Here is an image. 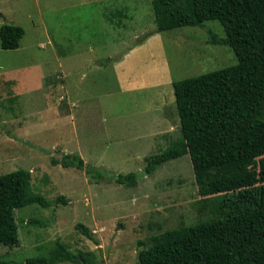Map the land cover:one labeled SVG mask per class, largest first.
Returning a JSON list of instances; mask_svg holds the SVG:
<instances>
[{"label":"rangeland","instance_id":"1","mask_svg":"<svg viewBox=\"0 0 264 264\" xmlns=\"http://www.w3.org/2000/svg\"><path fill=\"white\" fill-rule=\"evenodd\" d=\"M4 24L22 26L25 34L18 49H4L0 39V175L30 170L33 191L53 204L16 209L19 242L0 244V264L47 255L57 241L75 253L91 252L96 263L140 264L139 251L155 236L263 205L261 184L201 196L188 154L147 173V158L181 137L175 126L172 136L149 140L148 146L134 138L163 128L167 102L173 101V118L180 119L174 80L238 62L231 46L208 42L209 30L226 35L219 20L156 32L153 0H0V28ZM150 33H161L160 38L140 51L133 73L171 81L126 88L112 62ZM152 54L169 60V72L154 73L148 64ZM110 58L103 67L101 61ZM65 113L75 116L63 120ZM66 152L78 153L104 176L96 179L85 170L51 163ZM131 172L138 174L136 185L113 179ZM78 223L94 238L80 232Z\"/></svg>","mask_w":264,"mask_h":264},{"label":"trees","instance_id":"2","mask_svg":"<svg viewBox=\"0 0 264 264\" xmlns=\"http://www.w3.org/2000/svg\"><path fill=\"white\" fill-rule=\"evenodd\" d=\"M153 9L156 32L204 27L209 20H219L226 35L209 30L208 42L231 46L238 62L173 81L181 137L163 153L147 158L146 172L153 173L167 161L188 154L203 197L260 184L264 190V0H153ZM24 34L22 26L2 25L1 46L18 49ZM51 163L85 170L96 179L104 176L86 165L78 153L66 152ZM113 179L136 185L138 174H119ZM34 203L53 204L33 191L30 170L19 168L0 175V244H18L15 211ZM76 228L94 238L84 224ZM152 241L139 251L140 264H264V203L256 210L168 230ZM91 256V252L75 253L57 241L49 254L28 258L23 264H95Z\"/></svg>","mask_w":264,"mask_h":264},{"label":"crops","instance_id":"3","mask_svg":"<svg viewBox=\"0 0 264 264\" xmlns=\"http://www.w3.org/2000/svg\"><path fill=\"white\" fill-rule=\"evenodd\" d=\"M160 34L154 33L152 36L147 38L138 47L128 50V52H126L124 54L123 58H121L117 62H112L113 63L112 67H113L114 71H116V73L118 75V79L120 80L121 84L122 83L124 84V86L126 88H137V87L145 88L148 86H149V88H153V87L157 88V87H161V86H163V85H165L171 81L170 77L168 80L166 79V77H163V79H161V80L157 79L155 81H151V80L145 79V75H140V76L138 75L137 76V75H134V73H133L134 72L133 67L135 65L134 59L139 57L140 51L150 50L151 46H148V42L156 36H158V37L155 40H159ZM151 56L153 58V62H151L149 59L148 64L152 67V69L154 70V73H156L157 71H160L161 69L165 70L166 73L169 72L168 68L170 67V63H169V60L167 58L161 57L160 59H157L156 56H154L153 54ZM103 67H104V65H103ZM64 76L66 78L67 75L64 74ZM140 77H143V78H141L142 80L141 79L139 80ZM131 84L133 87H130ZM139 84L141 86H139ZM69 104H70V101H69ZM166 105H171V107L167 108L163 122L159 123V126H163V128H159V130H157V131L153 130V131L149 132L147 134V136H144L143 139L140 135H137L134 137L135 140H137L138 142L141 140H144L145 142H142V143H145L148 146L149 140L161 138L162 136L163 137H170V135L173 134V132H171V130L174 129L173 126H175L176 129L181 128L180 119L177 117V114H176V118L175 117L173 118L174 110H175L174 109L175 107L173 106V101H170V103L167 102ZM72 106H77V104L74 101H72ZM170 111H171V113H170ZM172 113H173V115H172ZM175 113H176V111H175ZM68 115L69 116H75L74 113H72V114L65 113V114H63L62 119L63 120L66 119L68 117ZM58 118L56 117V120ZM139 145H141V143Z\"/></svg>","mask_w":264,"mask_h":264},{"label":"water","instance_id":"4","mask_svg":"<svg viewBox=\"0 0 264 264\" xmlns=\"http://www.w3.org/2000/svg\"><path fill=\"white\" fill-rule=\"evenodd\" d=\"M78 258L81 259L80 256H79ZM83 263H84V264H90V263H87V262H85V261H83ZM95 264H107V262H106V260H102L101 262H99V263H95Z\"/></svg>","mask_w":264,"mask_h":264}]
</instances>
